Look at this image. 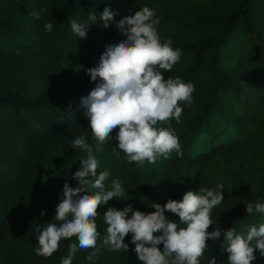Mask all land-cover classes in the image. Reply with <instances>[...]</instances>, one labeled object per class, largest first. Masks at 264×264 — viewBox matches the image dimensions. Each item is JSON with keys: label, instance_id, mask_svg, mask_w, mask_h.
<instances>
[{"label": "trees", "instance_id": "16d2710c", "mask_svg": "<svg viewBox=\"0 0 264 264\" xmlns=\"http://www.w3.org/2000/svg\"><path fill=\"white\" fill-rule=\"evenodd\" d=\"M145 6L160 19L161 41L170 38L181 52L165 79L179 76L195 91L190 106L180 103V122L161 125L179 137L183 155L128 163L123 152L113 151L115 139L95 150L79 102L95 86L86 70L98 64L106 45L124 39L116 23ZM105 7L118 13L108 28L98 17L95 25L89 22L85 39L72 32L70 21L84 22L88 12L99 15ZM49 22L51 31L45 29ZM236 33L246 50L223 66V51ZM81 135L99 160L97 174L111 172L105 190L119 179L127 195L97 209L94 262L86 260L94 249H81L75 236L62 239L52 256H38L35 229L53 222L64 183L76 186L72 174L87 157L70 147ZM217 184H223L224 200L212 210L217 224L208 231L217 225L223 231L207 241L200 264L213 257L216 264H227L224 232L233 228L246 235L264 223V214L255 208L247 214L245 208L264 203V0H0V264H61L72 244L77 245L72 264H140L131 234L124 240L127 252L111 251L104 243L107 209L130 204L147 214L154 211L151 203L163 206L187 191ZM86 187L89 195L98 191ZM165 215L179 223L178 216ZM256 257L253 264H264V256L257 252Z\"/></svg>", "mask_w": 264, "mask_h": 264}, {"label": "clouds", "instance_id": "9594fccd", "mask_svg": "<svg viewBox=\"0 0 264 264\" xmlns=\"http://www.w3.org/2000/svg\"><path fill=\"white\" fill-rule=\"evenodd\" d=\"M33 14L39 18V13ZM116 15L118 13L108 7L99 15L95 11L88 12L84 22L70 21L72 32L85 39L91 27L89 22L95 25L99 17L103 28H108ZM159 23L156 11L147 6L124 16L116 23L124 39L106 45L98 64L86 70L95 86L80 99L79 106L85 109L83 115L96 141L95 150L102 151L105 141L115 139L117 145L113 151L123 152L128 163L145 160L155 163L161 157L170 158L173 152L183 155L179 137L171 127L161 125L173 119L180 122L183 112L180 103L191 105L195 85L183 82L179 76L165 79L163 73L170 72L180 61L181 52L172 47L170 38L161 41ZM45 29L51 31L52 23L45 24ZM115 129L118 131L113 137L111 133ZM70 147L83 150L87 157L79 161V168L72 174L76 186L64 183L53 222L42 230L36 227L38 246L35 251L38 256L50 257L59 249L62 239L75 236L81 249H94L86 257L87 261L94 262L100 236L97 209L114 198L123 201L127 193L119 179H113L110 190H105L111 172L104 170L97 174L99 160L83 135L74 138ZM88 185L98 191L89 195ZM223 192V184H217L214 189L200 187L198 191L185 192L179 201L169 199L163 206L151 203L154 211L147 214L134 211L130 204L123 210L109 207L103 214L107 225L104 243L111 251L127 252L129 245L124 240L131 234L133 251L140 264H200L207 241L219 239L223 231L218 225L208 231L210 225L217 224L211 214L224 200ZM245 208L247 214H252L254 208L264 214V203L258 202L255 206L248 203ZM165 212L178 216L179 223L169 220ZM181 223L185 227H180ZM224 240L227 264H253L257 252L264 256V223L250 227L246 235L237 234L232 228L224 232ZM158 245H163L162 251ZM76 249L77 245L72 244L61 264H72ZM208 264H216L215 258L208 259Z\"/></svg>", "mask_w": 264, "mask_h": 264}, {"label": "rangeland", "instance_id": "374dc122", "mask_svg": "<svg viewBox=\"0 0 264 264\" xmlns=\"http://www.w3.org/2000/svg\"><path fill=\"white\" fill-rule=\"evenodd\" d=\"M246 50V45L243 42V37H241L240 34L236 33L233 41L230 43V45L223 51V66H226L227 61L234 57L236 53L239 52V54L244 53Z\"/></svg>", "mask_w": 264, "mask_h": 264}]
</instances>
